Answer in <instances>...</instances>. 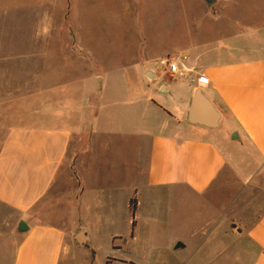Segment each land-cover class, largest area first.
<instances>
[{
  "label": "crops",
  "instance_id": "1",
  "mask_svg": "<svg viewBox=\"0 0 264 264\" xmlns=\"http://www.w3.org/2000/svg\"><path fill=\"white\" fill-rule=\"evenodd\" d=\"M218 2L213 25L228 4ZM44 15L36 28L49 38L31 45L48 52L21 59L19 69L29 74L17 85L0 73V264H66L69 237L81 246L78 233L87 247L86 218L115 205L110 193L102 203L90 197L97 160L117 151L120 140L133 146L126 181L136 196L135 220L170 224L171 238L184 244L174 249L190 246V259L204 257L203 264H264V24L238 29L241 45L222 49L141 45L113 62L111 74H95V86L57 80L64 68L50 63L55 26L51 13ZM169 51H183L190 71H167L161 59ZM10 59L0 56V65ZM196 91L218 112L217 126L204 109L198 122L190 120ZM66 214L70 236L53 224Z\"/></svg>",
  "mask_w": 264,
  "mask_h": 264
},
{
  "label": "rangeland",
  "instance_id": "2",
  "mask_svg": "<svg viewBox=\"0 0 264 264\" xmlns=\"http://www.w3.org/2000/svg\"><path fill=\"white\" fill-rule=\"evenodd\" d=\"M218 1L207 5L203 0H0V56L13 59L4 60L0 73L9 75L3 77L5 83L17 85L19 77L29 74L28 70L19 69L26 66L19 64L21 59L41 55L43 50L48 52L49 46L44 48L39 42L31 45V39L49 38V33L36 28L47 22L43 14L48 12L55 26L50 33L53 39L50 63L64 68L57 80H84L85 84L91 82L95 86V74H111L113 62L125 54L131 56V51L140 49L141 45L171 50L188 43L227 48L241 45V38L236 36L238 29L264 24V0H223L228 3L223 10L225 16L222 22L216 17L213 25L210 11L219 9ZM246 41L245 37L242 42ZM169 52L186 55L183 51ZM68 56H78L79 60ZM116 148L106 159L100 156L97 160V186L89 192L90 197L94 194L101 203L110 193L115 205L112 209L99 207L98 219L86 218L84 226L90 236L87 247L77 245L69 237L66 264H88L90 255L89 264H107L109 258L115 261L111 264H122L120 260L125 264H203L204 257L190 259V246L174 249L179 241L171 238L170 224L155 217L134 218L132 228L127 198L135 193L131 182L126 181V170L135 160L133 146L120 140ZM104 175H109L114 183L104 184ZM109 210L113 216L108 219L103 213ZM181 210L187 213L188 208ZM90 212L95 215L96 209L91 207ZM71 220L66 214L62 221L55 219L53 224L68 233L74 226ZM184 226H188L187 222Z\"/></svg>",
  "mask_w": 264,
  "mask_h": 264
},
{
  "label": "water",
  "instance_id": "3",
  "mask_svg": "<svg viewBox=\"0 0 264 264\" xmlns=\"http://www.w3.org/2000/svg\"><path fill=\"white\" fill-rule=\"evenodd\" d=\"M205 4L211 5L214 0H203ZM202 94L200 91H196L193 103H192V108H191V113H190V120L192 122H196L197 120L200 119L201 115L203 112H201V109H204L207 112L208 116H211L214 119V123L212 127L217 126V121L219 119V114L218 112L213 108V106L208 102L207 100L202 101ZM202 118V117H201ZM198 122V121H197ZM24 228V222L19 223V230H23ZM76 241L81 245L84 246L86 242V235L83 233H78L75 235ZM183 244L179 242L176 245V248L182 247Z\"/></svg>",
  "mask_w": 264,
  "mask_h": 264
},
{
  "label": "built area",
  "instance_id": "4",
  "mask_svg": "<svg viewBox=\"0 0 264 264\" xmlns=\"http://www.w3.org/2000/svg\"><path fill=\"white\" fill-rule=\"evenodd\" d=\"M187 60H188L187 55L175 54V55H168L163 57L161 59V63L165 66V69L170 73H177V72L186 73L190 71L186 66ZM196 80L198 83L201 84L207 83V80L202 76L196 77Z\"/></svg>",
  "mask_w": 264,
  "mask_h": 264
},
{
  "label": "trees",
  "instance_id": "5",
  "mask_svg": "<svg viewBox=\"0 0 264 264\" xmlns=\"http://www.w3.org/2000/svg\"><path fill=\"white\" fill-rule=\"evenodd\" d=\"M136 204H137V202H136V198H135V196L133 195L131 198H130V200H129V209H130V211H131V214H132V221H131V226H132V228L134 227V225H135V220H134V214H135V209H136ZM131 235L133 236V233L131 232ZM109 260H110V258H109ZM108 260V261H109ZM108 261H107V263H108Z\"/></svg>",
  "mask_w": 264,
  "mask_h": 264
}]
</instances>
